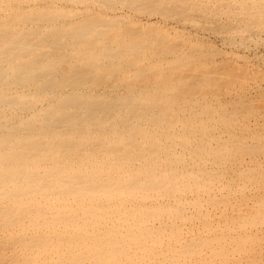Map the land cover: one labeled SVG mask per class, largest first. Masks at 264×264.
Masks as SVG:
<instances>
[{"label":"rangeland","instance_id":"1","mask_svg":"<svg viewBox=\"0 0 264 264\" xmlns=\"http://www.w3.org/2000/svg\"><path fill=\"white\" fill-rule=\"evenodd\" d=\"M67 1L11 0L3 2V4L0 3V6L3 8L2 13L0 11V28L2 27L3 30H6L8 26L14 28L12 32L17 33H12L11 37L16 39L17 36L21 35L23 27L26 24L30 28H34L31 31L33 33L28 35L31 43L23 45V40L21 44L22 47L19 46L20 48H18L19 52H21L20 49H22L25 53L19 57L21 58L23 56L26 58L32 64L30 68L17 72L12 69L9 73L0 72V89L3 86L2 80H4L14 84L12 85L13 89L16 88L15 90L18 89V91L21 92L13 93L11 90V94L9 92L7 93V88L9 87H4L5 89H2V91L0 90V105L5 106L7 110L3 111V113L0 112V119L8 112L7 106L12 99L21 100L18 104L19 107L15 106L17 109L13 107V110L19 111L27 106L30 110H38L44 106L47 107L54 99L50 101L52 98L51 96L55 94L65 95L70 90L78 94H86L93 98L125 97L128 102H126L127 107L124 109L130 110L129 112L131 113L133 111H139L140 114L134 113L131 115V113H126L121 115L122 113L116 114L115 111H113L114 113L112 112V114H94V117L95 115L96 117L94 118V128H92L94 133L92 134L96 135V133L102 132L106 135H104L103 138L101 137L102 139H99V142L101 140L100 143L98 142L99 144L97 143V148H100L99 150H102V152L99 153V150L92 144V153L95 152V154L108 157V153L104 152V150L107 151V148H110V142L113 144L117 134L123 132V134L128 135L129 133L127 131L130 130L134 133H138L139 130L136 131L138 123L142 124L145 128L144 130H147L146 132L151 133V136L149 134L142 135L143 139H140V141L143 142L142 144L144 147L142 146V148H139V151L143 149L149 154L148 157L151 158V155H153V150H151L153 145L151 144H154V141L157 140L155 144H159L156 146L157 150H161L160 148L164 149V147L166 149V146H168L167 150L162 149L161 153H157L156 151L157 155L155 156L160 157V154L164 152L165 154L162 155L166 156L164 157L161 155V160L156 158V162H162V159L164 160L167 158L166 161L164 160L167 163L163 162V166L162 163L157 162L159 166L161 165L160 172H165L166 169H169L171 174L172 168L178 171V173L182 172L183 174H177L176 171L174 173L172 172L171 176L175 178L176 175L178 177L179 175H183L184 178L180 177V180L176 178L175 182H181L180 184L187 186V188H183L182 191L177 190L178 193H173L170 192L171 189L162 187L163 194L167 193V195L163 197V199L159 197L158 200H162L160 203L167 204L170 202L167 200V197L169 199L168 193L170 192L171 197L179 198L181 195V199L179 200L182 201L186 198L184 196H189L187 201H190L188 204L184 202L185 206H178V212L175 211L177 209L176 206L175 208L172 207L170 212L175 211V214L172 215L173 213H171L169 216H162L164 219V221H162L163 223L159 221L160 223L158 222L157 225H162L164 223L171 225L177 224L180 227L181 239H183L180 240V242L188 239L189 242L185 245H189L188 248L191 246V241L195 243L191 246V250L194 252H188L190 250L186 252L184 246L183 250L185 253L183 251V254H172L173 256L171 254H131L130 256L123 254L118 258H114V263L111 259V264H124L126 260L130 259L136 260V264H210V262L211 264H264V14L262 15L263 18L254 17L252 19L242 20L235 12V15L227 12H216L217 14L215 13V16L214 14L201 13L193 9L188 11L187 14L189 15L186 14L182 19H179L176 16L169 17V15H166L167 13L169 14V11L167 10V12H165L158 4V6H156L154 0H75L76 4L75 1L72 0L74 3H71L74 5ZM60 3L62 4L60 5ZM107 3H109V5ZM153 5H155V7ZM53 16L57 17L53 18ZM32 17H36V19ZM96 17L97 20H94ZM100 17H104V19L100 20ZM25 18L26 20L32 18V22L26 23L22 21L21 23V20ZM86 18L89 19L86 20ZM9 19L13 20L7 23L5 20ZM74 20L77 25L73 22ZM106 20L108 21V25L106 24ZM92 23L95 26H92ZM236 23L238 27L242 26L243 29L247 31H242V28H240V30L237 29ZM87 26H89V28ZM53 27L54 31H57V34L64 35L66 43L64 47L50 51L48 45L51 43L47 44V47L45 44L49 41L52 42L53 36L50 34L49 37H43L44 34L41 32L53 31ZM102 29L105 31L101 34ZM98 31L99 33H97ZM136 33H139V35ZM40 37L47 39L41 42ZM96 37L99 41H97ZM122 37H124V39H120ZM251 37H253L254 40H252ZM108 39L110 41H108ZM95 40L96 42H94ZM38 54H48V59L40 61L38 60ZM19 57L13 58L12 64L14 66L15 61L19 63ZM83 61L85 63H83ZM89 62H91L93 66ZM178 66L181 67H179L181 70L176 68ZM200 67L204 69L201 71ZM175 69L179 71L177 72ZM38 74L41 76H38ZM166 75H169V81H167L168 78ZM176 75L177 78L174 77ZM199 76L203 77L200 78ZM20 82L23 83L21 84ZM46 85L48 87L44 88ZM82 87H86L85 91H83L84 89ZM150 94L152 97L156 95L154 99L151 98ZM142 98L147 101L142 100ZM149 99L151 100L148 101ZM160 101H162L161 104ZM150 102L157 104L156 107L158 109L155 108V104H149ZM143 106L147 107V109L145 107V109H143ZM151 108L153 110H150ZM146 110L149 112L151 111L152 115L150 114L151 112L147 114ZM164 114L165 116H163ZM103 115L105 117H101ZM130 117H132V119ZM151 118L156 124H159L156 125L153 121L154 124H152ZM125 119L129 121L127 122ZM149 125L151 128H149ZM21 129H23L22 132H25L28 130L27 125H22ZM153 130L159 131L156 132ZM125 131L127 133H125ZM162 131L167 132L164 134ZM22 132L21 134H23ZM157 136L160 137L158 138ZM116 138L117 141H119V137ZM122 139L124 138H120V140ZM146 140H149L147 142H151V144L145 143ZM126 142L127 141L123 140L122 143L126 144ZM122 143H119V145L123 146ZM6 146L3 149L0 148V164L7 165L8 159L5 158H10L14 165L19 164L21 156L19 157L17 155L16 157L18 158L14 160L6 153L5 150L8 149ZM181 148L183 149L180 150ZM168 149L170 152H168ZM120 152L121 149L115 150L113 153H110L109 157L118 156ZM134 152L132 150L134 154H132V159L137 158L136 152L138 151L134 149ZM172 152L175 157L172 156ZM150 153L152 154L150 155ZM167 154L172 157L167 156ZM175 161L177 162L175 163ZM165 164L167 167L169 166L171 168H167ZM190 171H192V173H190ZM186 172L191 175H184ZM192 174L194 179H196L195 175L198 174L196 176L197 178L200 176V179H197L199 181L194 180ZM173 178L172 180H174ZM182 178L184 180H182ZM191 180L193 181L191 182ZM201 180L203 182H201ZM196 183H200V185ZM193 184L195 187L197 185V187H200L197 189ZM160 193L162 194V192ZM192 197L199 200L198 204L196 199L193 198L192 200ZM203 200L205 202H203ZM229 200L230 202H227ZM195 202L196 204H193ZM200 204L203 205L201 206ZM173 208L175 209L174 211ZM185 214L187 215L185 216ZM177 215L180 217L183 215L182 219L178 218L179 216ZM238 215L239 218L243 219H239ZM208 217H210V219H208ZM208 223L210 226H208ZM251 223H253L254 226ZM262 223L263 225H261ZM190 231H192V234H190ZM177 237H179V235H177ZM244 237L248 238L245 239ZM252 237L256 238L252 239ZM248 239L249 242L247 241ZM218 240L219 243H217ZM206 241L207 243H205ZM178 243L174 242L173 245L179 248ZM201 243L206 244V246ZM163 246L164 244L162 248L165 250ZM259 246H262L261 250ZM193 247L196 248V250ZM199 248L202 249L204 254L200 253L202 251H200ZM228 249L231 250L229 251ZM208 250L211 251V254ZM223 251L224 255L221 254ZM206 254H210V256ZM156 255L158 256L156 257ZM167 255L169 257H167ZM203 260L204 263H202ZM205 260L207 261L205 262ZM130 264L135 263L131 261Z\"/></svg>","mask_w":264,"mask_h":264},{"label":"bare ground","instance_id":"2","mask_svg":"<svg viewBox=\"0 0 264 264\" xmlns=\"http://www.w3.org/2000/svg\"><path fill=\"white\" fill-rule=\"evenodd\" d=\"M8 1H11V0H0V3L3 4V2H8ZM58 1H65V0H58ZM67 2L70 4L74 3V2H72V0H68ZM154 3L156 6L159 5L161 9H164L165 12H167V10H168L169 14L167 13L166 15H169V17L176 16L179 19H182L184 17V15H186L188 13L189 10H193V9H196V10H198V12H201V13H208V14H214V15L216 12L217 13L218 12H221V13L227 12V13H230L232 15H235L234 14V12H235L240 17V19H242V20L252 19L254 17L255 18H263L262 15L264 14V0H154ZM61 4L62 3H60V5ZM75 4H76V1H75ZM107 4L109 5V3H107ZM72 5H74V4H72ZM155 5H153V6L155 7ZM2 10H3V8H2V6H0L1 13H2ZM146 10H147V8H146ZM104 12H106V11H104ZM190 13H191V11H190ZM187 15H189V14H187ZM226 16H227V14H226ZM259 16H261V17H259ZM56 17L53 16V18H56ZM7 18H9V17H7ZM32 18H34V17H32ZM32 18L29 20L28 19L26 20V18H25L24 20H21V23H22V21H24L26 23H31ZM81 18H83V17H81ZM186 18H188V17H186ZM34 19H36V17ZM87 19H89V18H86V20ZM101 19H104V17H100V20ZM12 20L13 19L5 20V21L8 23V21L10 22ZM94 20H97V17ZM94 20H92V21H94ZM118 20H122V19H118ZM73 22L75 23V20ZM197 23H199V22H197ZM75 24L77 25V23H75ZM106 24L108 25V21ZM139 24H140V22H139ZM26 25L23 27V31L21 32V35L17 36L16 39L11 37L12 33H17V32H12L14 30V28H12L11 26L6 27V30H3L2 27L0 28V72L9 73V71L11 69L16 71V72L19 70H25V69L27 70L32 65L23 56L21 58L19 57L20 55L25 54L22 49H20L21 52H19V50H18V48L22 47L21 44L23 43V40H24L23 45H27V44L31 43V41H29L30 38L28 37V35L33 33L31 31L34 28H30L28 25L26 27ZM71 25H72V23H71ZM91 25L93 26L94 24L92 23ZM100 25H102V24H100ZM205 25H207V24H205ZM236 26H237V29H239V30H240V28H242L241 29L242 31H244V30L247 31L246 29H243L242 26L238 27V24ZM250 26H252V25H250ZM87 27L89 28V26H87ZM62 28H61V30H62ZM248 28H250V27H248ZM121 29H123V28H121ZM52 30L53 31L41 32L44 34L43 37H46V36L49 37L50 34H51V36H53L52 42L49 41L45 44V46L47 47V44L51 43L48 45L50 51L51 50H57L60 47H64L65 43H66L65 37L63 34H57L56 33L57 31H54V27ZM55 30H56V27H55ZM249 30H248V32H249ZM99 31L97 33H99ZM104 31L105 30L102 29L101 34L104 33ZM78 32H79V30H78ZM74 33H75V31H74ZM69 34H70V32H69ZM136 34L139 35V33H136ZM150 35H152V34H150ZM152 36H154V35H152ZM253 37H251L252 40H254ZM45 39H47V38H45ZM45 39L41 38L40 41L44 42ZM94 39H95V37H94ZM120 39H124V37H122ZM97 41H99L98 38H97ZM108 41H110V40L108 39ZM158 41H159V39H158ZM94 42H96V40ZM97 43H99V42H97ZM101 43H102V41H101ZM246 43H247V41H246ZM90 44H92V43H90ZM103 44H104V42H103ZM151 44H152V42H151ZM43 45H44V43H43ZM132 45H130V46L132 48H134ZM68 47L71 48L70 46H68ZM43 49H44V47H43ZM141 49H142V47H141ZM180 49H183V48H180ZM139 52H141V51H139ZM192 53H194V52H192ZM48 54H43V55L38 54V60H40V61L47 60ZM113 54H115V53H113ZM138 54H140V53H138ZM52 55H54V54H52ZM113 56H115V55H113ZM18 57L20 58L19 63H18V61H15L14 62L15 66H14L12 64V60H13V58H18ZM86 57H87V55H86ZM89 59H90V57H89ZM93 59H92V61H93ZM94 60H96V59H94ZM97 60H99V59H97ZM80 61H82V60H80ZM157 61H155V62H157ZM77 62H79V61H77ZM91 62H89V63H91ZM179 62H181V61H179ZM39 63H41V62H39ZM83 63H85V62L83 61ZM92 63H91V65H92ZM73 65H75V64H73ZM180 66H178L176 68L179 69ZM204 66H206V65H204ZM203 67H200L201 71H202V69H204ZM78 69H80V68H78ZM88 69H89V67H88ZM139 69H141V68H139ZM175 70H177V69H175ZM179 70H181V69H179ZM179 70H177V72ZM185 71H187V70H185ZM199 71H200V69H199ZM199 71H198V74L200 75ZM177 72H176V74H177ZM39 74H38V76H41ZM72 74L75 75L74 73H72ZM201 74H202V72H201ZM161 75H163V74H161ZM171 75H172V73H171ZM193 75H195V74H193ZM166 76L168 78L167 81H169V78H170V77H168L169 75H166ZM35 77H36V75H35ZM174 77L177 78V75ZM201 77H203V76H201ZM67 80H68V78H67ZM196 80H198V79H196ZM2 81H3L2 82L3 86L0 89L1 91H2V89H5L4 87H9V88H7V90H8L7 93L8 92L10 93L11 90L13 93H21L18 91V89L17 90H15L16 88L13 89L12 85H14V84H11V83L4 81V80H2ZM61 82H63V81H61ZM83 85H85V84H83ZM46 87H48V86L47 85L44 86V88H46ZM62 87H63V84H62ZM78 87H80V86H78ZM86 87H84V88L82 87L84 90L83 89H81V90L85 91ZM170 90H171V88H170ZM192 90H190V91H192ZM66 91H67V89H66ZM87 91H89V90H87ZM157 94H159V93H157ZM19 95H22V94H19ZM148 95H149V93H148ZM160 96H161V94H160ZM51 97H50L51 98L50 101H52L53 98L54 99L51 103L48 102L49 106L47 105V107L44 106V107L39 108L38 110H30L29 107L26 105L27 106V107L25 106L26 108L19 110V111L13 110V107L18 106V104L20 103L21 100L19 101L17 99H12V101L7 106L8 112L3 115L2 119H0V148L2 145L3 146L8 145V146H6V147H8V149H6L5 151L14 160H15V158H18V157H16L17 155L19 157L21 156L19 164L14 165L13 162L10 160V158H5V159H8V161L5 160L8 162L7 165L6 164H4V165L0 164V264H111V259L113 261L114 258H118L119 256H121L123 254L127 255V256H130L131 254H146V255L147 254H171V255L172 254H183L184 246L187 245L189 240L186 238L187 240L180 242V240H183V239H181L182 237H181L180 227L177 224H173V225L166 224V223H164L162 225H157V224L159 221H161V222L164 221L162 216H165V215L169 216V215H171V213H173L172 215H174L175 211L176 212L179 211L178 206H180V205H181V207L185 206L184 202H187V204H188V202L190 201V200L187 201V199H189L188 198L189 196H184V197H186L184 199L185 201L184 200L181 201V200H179V199H181V195L179 198L173 197V196L171 197V195H170L171 194L170 192L178 193L177 190L182 191L183 188L186 189L187 186L181 185L180 184L181 182L180 183L175 182L176 178H179L178 180H180L181 179L180 177H183V175L182 176L179 175V177L176 175L175 178H173L174 176L172 177L171 174H172V172L174 173L176 171V170H174V168H172L171 174L169 172V169H166L165 172L164 171L160 172L161 171L160 170L161 165L159 166L158 164L162 163V166H163V162H165L167 158L164 159L165 161L162 159V162H160V161H157L159 163L156 162V160H155L156 158L161 160V155L165 154V152L160 154V157L158 156L159 158L157 156H155V155H157L156 151H157V153L158 152L161 153V151L163 149L160 147L159 148L161 150L156 149L157 148L156 146L159 145L158 143L155 144V142L157 140L154 141V144H151V142H147L149 140H146V142H145V143H149V144L153 145V148L151 149V150H153L152 151L153 155H151L152 153H150L151 158L148 157L149 154L146 153V151H144L143 149L141 151H139V148H142V146L144 147V145L142 144L143 142L140 141V139L141 140L143 139L142 135H144V134L150 135L151 133L146 132L147 130L146 131L144 130L145 128L142 126V124L138 123L137 129H136V131L139 130L138 133H134L133 131L130 130V131H127L129 133L128 135L123 134V132L122 133L119 132V134H117L116 137H119V141H117V138L115 137V141H113V144H111V142H110V145H111L110 148H107L108 149L107 151L104 150V152L108 153V157L107 156H101L99 154H95V152L92 153L93 152L92 146L94 145L95 148L99 150L100 148H97L98 144L101 142V140L99 142V139H102L104 137V135H106L105 133H102V132L101 133L98 132V133H96V135L92 134V133H94L92 128H94L93 127V124L95 122L94 118L96 117V115L94 117V114H99V113L112 114L113 111H115L116 114L122 113L121 115H124L126 113L129 114V113H131V112H129L130 110L124 109L127 107L126 102H128V100L125 97H119V98H105V97L97 98V97H95V98H93V97H89L86 94H78L75 91L73 92L71 90L68 91L65 95L64 94L63 95L55 94ZM154 97H152V95H151V98L154 99ZM142 100H146V99L142 98ZM150 100L151 99H149L148 101H150ZM46 101H47V99H46ZM156 101H158V100H156ZM161 102L162 101H160V104H161ZM152 103L150 102L149 104H152ZM153 104H155V103H153ZM160 104H158V105H160ZM156 105L157 104H155V108H157ZM144 107L145 106H143V109H145V108L147 109V107H145V108ZM129 108H131V107H129ZM132 108H133V106H132ZM5 110H6V107L3 105H0V112L3 113V111H5ZM150 110H153V109L151 108ZM146 112L148 114L151 111L149 112L146 110ZM134 113L140 114L139 111H136V112L133 111L131 113V115ZM169 113H171V112H169ZM150 114L152 115V112ZM151 115H149V116H151ZM163 116H165V114ZM101 117H105V116L103 115ZM160 117H162V116H160ZM130 118L132 119V117H130ZM125 120H127V119H125ZM128 121L129 120H127V122ZM152 121H153V119L151 120V122ZM179 121H181V120H179ZM153 122H155V121H153ZM153 122H152V124H154ZM155 124H156V122H155ZM157 124H159V123H157ZM22 125H27L28 130H26L25 132H22L23 129H25V128L21 129ZM128 127H131V126H128ZM149 128H151L150 125H149ZM171 129H169V130H171ZM148 131H149V129H148ZM153 131H156V130H153ZM158 131H156V132H158ZM21 132L23 134H21ZM127 132L125 131V133H127ZM165 132H167V131H165ZM165 132H163V133L165 134ZM152 134H156V133H152ZM157 137L159 138L160 136H157ZM120 138H124V139L120 140ZM148 138H149V136H148ZM153 138H155V137H153ZM169 138H171V137H169ZM108 140H110V139H108ZM123 140L127 141L126 144L122 143ZM244 140H245V138H244ZM168 141H169V139H168ZM105 142H107V141H105ZM119 143H122V145L125 147L120 146ZM201 144H202V142H201ZM3 146L1 149L5 148V146L4 147ZM118 146H119V149H121V152L118 154V156L109 157L110 153H113L115 150H119ZM167 147L168 146H166V149L164 147V149L167 150ZM177 147H178V145H177ZM133 148L138 151V152H136L137 158H135V159L134 158L132 159V154H133L132 150L134 152ZM171 149H172V147H171ZM182 149L183 148H181L180 150H182ZM179 151H178V153H179ZM100 152H102V150H99V153ZM168 152H170L169 149H168ZM134 154H135V152H134ZM168 154H167V156L170 155V154L169 155ZM162 156H164V155H162ZM172 156L175 157L174 153ZM172 156H169V157H172ZM164 157H166V156H164ZM172 160H175V159H172ZM182 160H184V159H182ZM176 162L177 161H175V163ZM165 163H167V162H165ZM174 166H175V164H174ZM166 167H167V165H166ZM169 168H171V167H169ZM176 172H177V174L182 173V172L178 173V171H176ZM190 173H192V171H190ZM190 173L186 172V173H184V175L185 174L191 175ZM196 175H198V174H196ZM196 175H195L196 179H194L193 174H192V177L194 180H197L200 177L199 176L197 178ZM172 178L174 180H172ZM183 178H182V180H184ZM186 178H187V175H186ZM173 181H174V183H173ZM192 181L193 180H191V182ZM197 181H199V180H197ZM201 182H203V181L201 180ZM196 184L200 185V183H196ZM203 184H205V183H203ZM193 186H194V184H193ZM162 187H165L166 189H171L170 192L167 191V192H169L168 193L169 199L167 197V200L170 201V202L167 201L168 202L167 204L160 203L162 200H158L159 197L163 199V197H165L167 195V193L163 194ZM199 187H197V189ZM203 189H204V186H203ZM159 191L162 192V194ZM195 193H196V191H195ZM182 194H184V193H182ZM185 195H186V192H185ZM193 198L194 197H192V200H193ZM194 199H196V198H194ZM198 201L199 200L196 199L197 204H198ZM196 202L193 204H196ZM203 202H205V201L203 200ZM227 202H230V200ZM175 206L177 207L176 210L174 209ZM161 207H163V208H161ZM172 207H174L173 208V211L175 210L174 212H170ZM196 208H197V206H196ZM179 209H180V207H179ZM181 210H184V209H181ZM259 212H261V211H259ZM186 215L187 214H185V216ZM177 216H179V215H177ZM182 216L183 215H181V217L179 216L178 218L182 219ZM214 216H216V215H214ZM230 217H231V215H230ZM160 218H162V219H160ZM187 218H189V217H187ZM203 218H205V217H203ZM238 218H239V215H238ZM208 219H210V217H208ZM239 219H241V218H239ZM165 221H167V220H165ZM213 221H214V218H213ZM253 222H257V221H253ZM233 223H235V222H233ZM263 223L261 225H263ZM251 224L253 225V223H251ZM255 224H258V223H255ZM208 226H210V224ZM255 227H256V225H255ZM236 228H237V226H236ZM182 229H183V227H182ZM189 230H188V232H189ZM214 231H216V230H214ZM217 231H218V229H217ZM256 231H258V230H256ZM190 232H191L190 234H192V231H190ZM206 234H207V232H206ZM177 235H179V237H177ZM215 237H217V236H215ZM228 238H230V237H228ZM244 238L246 239L248 237H244ZM253 238H256V237H252V239ZM240 239H241V237H240ZM242 240H244V239H242ZM215 241H217V240H215ZM247 241L249 242V239ZM174 242H176V243L180 242V243H178L179 248H177V246L173 245ZM194 243L191 241V246L194 245ZM205 243H207V241ZM217 243H219V240ZM256 243H259V242H256ZM163 244H164L163 247L165 250H163V248H162ZM201 244H204V243H201ZM232 244H234V243H232ZM196 245H198V244H196ZM204 245L206 246V244H204ZM212 245H213V243H212ZM188 246H185V251L187 252L188 250H190L188 252H192L193 251V250H191L192 247L190 246V248H188ZM202 246H201V248H202ZM244 247H246V246H244ZM201 248H199L200 251H202V249H203V248L202 249ZM261 248H262V246L260 247V250H261ZM194 249L196 250V248H194ZM214 249H213V251H214ZM174 250H176L178 252H176ZM185 251H184V253H185ZM209 252L211 254V251H209ZM200 253L204 254L203 251ZM215 253H217V252H215ZM194 254H196V253H194ZM210 254H206V255L210 256ZM221 254L224 255V251ZM245 254H246V252H245ZM157 256L158 255H156V257ZM135 257H137V256H135ZM167 257H169V256L167 255ZM222 257H225V256H222ZM129 259H130V257H129ZM130 260L133 261L135 264L137 262L136 260H133V259H130ZM130 260H126V262L124 264H127V263L130 264V262H131ZM176 260H177V258H176ZM166 261H168V260H166ZM206 261L207 260H205V262ZM143 262H145V261H143ZM113 263H114V261H113ZM149 263H151V262H149ZM202 263H204V260ZM210 264H211V262H210Z\"/></svg>","mask_w":264,"mask_h":264}]
</instances>
